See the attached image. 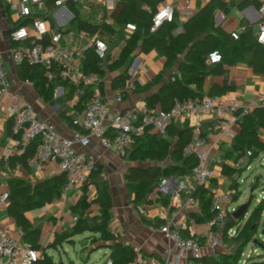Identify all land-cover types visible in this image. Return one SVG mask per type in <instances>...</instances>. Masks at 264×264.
<instances>
[{"label":"crops","instance_id":"crops-1","mask_svg":"<svg viewBox=\"0 0 264 264\" xmlns=\"http://www.w3.org/2000/svg\"><path fill=\"white\" fill-rule=\"evenodd\" d=\"M10 1L0 0V56L10 84L9 92L0 98V196L5 192L9 193L8 180L11 177H19L25 181L34 183L63 172L57 160L46 161L41 169L33 168L27 162L25 164L21 162H16L13 165L10 164L9 157L21 154L28 142L21 135L17 137L16 133L8 127L9 121L11 120L12 122V103L17 96H23L32 102L38 116L54 122L61 135L70 136L75 128H80L70 122L71 119L73 120V118L78 116L79 111L74 109L77 94L72 99L67 98L68 87L66 84L52 81L44 86H40L35 82L18 77L16 71L18 62L13 58V50L19 46L26 45L27 39H31L32 36L30 35V37L24 40H17L19 46L16 48L11 45L13 40L10 38V32L20 27L23 18H20L10 8ZM118 1L114 0L112 6L108 4V0H79L75 3L84 19L91 22L106 20L113 23L110 13ZM167 1L173 2L176 6V14L180 23L179 30L177 31L179 32L182 30V23L198 10V0H189L194 7L192 14H187L186 11L185 5L188 0ZM207 1L209 0H201L202 5ZM223 1L227 3L228 9H217L213 20L215 25L220 26L225 31L232 32L237 30L240 32L247 27H252L257 34L260 27L264 25V14L260 9L264 0ZM32 10L34 17L48 21L51 32H61V45L81 50L90 46L89 38H82L79 35H71L69 33L71 29H74V24L71 23L73 13L69 9L67 1L61 4L56 3V6L49 10L43 0L39 4L34 5ZM48 15L50 17H46ZM70 27L71 29L66 32L65 30ZM132 31L126 25L123 28L122 34L126 38H129ZM93 35L104 40L109 46L107 58L103 60V72L97 74V77L100 83L98 84L99 91L107 100L111 112L115 109L129 106L137 108H142L145 105L148 106V98L153 97L159 91L161 83L168 80L170 76V71L162 73L165 66V58L156 50L145 53L137 49L134 53L133 61L127 70V73L130 75L127 81H131L134 86L129 88L124 99L118 102L116 96L120 89H113L111 87V80L115 75L123 72L125 66L114 68L115 66H111V64L119 59L126 40L121 39L117 43L115 40L118 39V36L101 31ZM207 62L212 64L208 60ZM79 65L82 66V63H79ZM161 73L162 77L160 81L153 83L146 89L140 90L136 88L139 84L146 85L152 82ZM226 84L232 87L227 88L222 93L210 95H219L221 100L225 102L235 99L241 106H251V109L257 106H264V73H256L246 61L227 65L226 75L206 74L203 91L208 94L213 85L216 86L214 89H220ZM154 105L156 108H160L158 102H154ZM195 120L196 117L190 116L179 119L174 123L181 128L186 125L191 127ZM106 126L103 135L93 136L88 146L76 144L75 147L79 151L86 153L87 156L94 158L107 173L106 179H103L101 175L100 178L107 181L112 196L108 228L117 234L119 242L130 244L137 253L157 256L162 258L165 264H188L192 256L182 253L179 248L158 230V227L169 217L174 216L178 219L192 213V209L188 208L185 202L195 188L194 181L190 175L179 174L178 172L165 174L161 176L158 184L148 193L150 202L141 204L138 207L134 206L131 201L133 194L128 188L126 172L131 166L146 167L156 163L133 158L131 146L124 151L106 147L103 139L108 138L112 133L109 120H107ZM201 129L202 131H208L205 148L209 156V166L215 171V176L211 178L207 187L214 192L227 190L230 188L231 181L222 174V167L224 163L229 165L235 163V160L228 156L227 153L236 156L237 151L234 150L232 144L234 137L241 132V125L237 120H232L229 117L209 114L201 118ZM227 129H230L235 135L230 137L225 134V130ZM153 132L156 133L155 131ZM259 134L264 139V129H260ZM167 164L174 165L175 162L168 159L160 165ZM87 195L88 202L97 195V187L94 183L89 185ZM80 197L75 198L72 193L67 198H63L60 195L52 202L42 207L32 208L26 212L30 221L41 229L39 240L41 245L40 251L43 253L45 250L52 256L54 262V253L59 251L63 244L58 249L51 247V244L57 233L65 230L70 231L78 214L73 209V206L78 202ZM86 210L91 216L99 214L98 205L94 203L89 204ZM210 229L206 222H196L190 227L189 232L201 233L203 236H207L211 231ZM189 232L185 233L189 234ZM0 234L9 235L17 241L24 242L22 229L8 215L7 202H0ZM77 235L81 237L80 243L84 244L88 242V246H81V249L78 251L83 264H102L109 259L110 249L103 247L97 250L103 253V262L90 261L93 251L89 253V249L95 246L92 243V233L87 231ZM77 235L73 236L75 240L73 244L77 243V238H75ZM83 236L89 237V239H82ZM226 242L228 244L226 251L232 250L234 248L233 243L229 240H226ZM251 243L252 248L250 251L253 252V260L257 261L258 264H264V244ZM202 254L206 260L215 258L207 245L203 247ZM57 264L63 263L60 261ZM129 264L136 263L133 261Z\"/></svg>","mask_w":264,"mask_h":264},{"label":"trees","instance_id":"trees-1","mask_svg":"<svg viewBox=\"0 0 264 264\" xmlns=\"http://www.w3.org/2000/svg\"><path fill=\"white\" fill-rule=\"evenodd\" d=\"M44 1L48 9L51 10L56 6L58 0ZM160 1L119 0L110 13L113 23L106 20L100 22L88 21L81 16L74 1H67L69 9L73 13L71 23L76 22L78 29H85L91 35L101 31L126 40L119 59L111 64V66L117 67L125 66L123 72L112 78L111 87L113 89H123L125 87L130 77L127 70L137 49L145 53L156 50L165 58L162 73L170 71L168 80L161 83L159 91L153 97L148 98L150 108H156L154 102H158L160 108L167 109L175 99L201 98L206 94L203 91L205 75L209 73L226 75L227 65L229 64L246 61L256 73H264V44L258 41L257 34L252 27L240 31L238 38H234L231 32L215 25L213 20L215 11L217 9H228L225 1L209 0L202 5L201 0H198V10L182 23V30L179 32H177V29L180 23L176 13L171 21H164L160 26L154 30L152 29L153 15ZM36 18L33 15L23 18L20 26L31 23ZM128 23L135 24L136 28L132 31L130 37L126 38L122 32ZM70 29L71 27L65 31L68 32ZM27 40V45L33 43L31 39ZM42 41L46 42L47 37ZM11 43L15 48L19 46L17 40H13ZM215 51L221 54V60L210 64L207 62L208 56ZM48 70H52V68L41 63H30L26 58L16 65L17 75L21 79L30 80L40 86L52 81L66 84L68 87L66 96L72 99L77 94L74 109L80 112L93 95L94 91L91 86L82 84L76 86L71 82L60 80L58 77L49 80ZM82 70L87 74H101L103 72V59L99 57L93 46L83 49ZM162 73L152 82L146 85L139 84L136 88L140 90L148 88L153 83L161 80ZM231 87V85L226 84L220 89H214L216 86L213 85L208 94L222 93ZM237 121L241 125V132L234 137L232 144L237 154L235 156L227 153V155L237 162L246 156L247 150H251L246 163V166H249L264 151V139L259 134V130L264 129V106H257L251 109L249 113L238 116ZM70 122L73 124L72 119ZM8 127L13 131L11 120ZM181 131L183 133L179 138ZM202 134L207 135L208 131H202ZM16 135L17 137L20 136L19 133H16ZM191 135V127L186 125L181 128L172 122L166 130V135L151 132L148 127L145 135L134 136L131 145L132 157L140 161L156 163L146 167L131 166L126 172L128 188L133 194L131 201L134 206L138 207L141 204L150 202L148 193L158 184L161 176L175 172L184 175L192 173L193 168L198 164V158L194 153H184V146L190 140ZM38 144L39 139L29 140L21 154L9 157L10 164L13 165L16 162L25 164L27 158L35 153ZM168 159L173 160L175 164L160 165ZM242 169V167H235L227 163L223 164L222 174L231 181L230 189L233 188V180L240 177ZM102 170L101 165L96 162V169L83 185V194L73 206V209L78 213L75 222L70 231L65 230L55 235L51 247L58 249L64 242L74 243L73 236L89 231L92 233V243L95 244L92 251L108 247L110 249L108 256L111 261L110 264H129L135 260L137 251L130 244L119 242L117 234L108 228L112 196L107 181L100 178ZM66 181L65 172L34 183L19 177H11L8 180V215L22 229L23 241L31 247L41 249L39 242L41 229L30 221L26 212L32 208L42 207L60 196ZM92 183L97 187V195L88 202L87 191ZM214 193L209 187L200 185H196L191 192L192 196L199 199L202 208L201 214H194L197 222H206L214 215L216 211V208L212 205ZM93 203L98 205L99 214L91 216L86 207ZM238 209L239 206L228 212L229 222L225 224L223 233L224 239L231 241L234 248L219 252L217 257L207 259V261L213 264H240L244 249L256 238L264 210V197L248 214L247 211L243 214H236ZM230 228H235V233L228 235ZM256 244L262 245L259 242ZM253 259V254L247 256L245 264H258ZM34 264L57 263L44 250ZM102 264H108L107 260Z\"/></svg>","mask_w":264,"mask_h":264},{"label":"built area","instance_id":"built-area-1","mask_svg":"<svg viewBox=\"0 0 264 264\" xmlns=\"http://www.w3.org/2000/svg\"><path fill=\"white\" fill-rule=\"evenodd\" d=\"M41 1L43 0H11L10 8L20 18H26L33 14L32 7ZM66 1L69 0H58L56 3L61 4ZM72 1L78 2L79 0ZM108 4L112 6L114 0H108ZM185 6L187 14L194 12V7L189 0ZM260 9L264 14V2ZM175 13L176 6L173 2L161 0L153 15L152 29L154 30L164 21H171ZM127 27L131 30L136 28L133 23H128ZM69 33L74 35L76 31L71 29ZM231 34L234 38L239 36L237 30L232 31ZM30 35L33 42L31 45L26 44L13 50V58L16 62L26 58L30 63H41L52 68V70H48L49 80L58 77L60 80L71 82L76 86L89 85L94 91L78 116L73 118V124L80 128H75L70 136L61 135L54 122L39 117L33 103L25 97L17 96L12 103L13 131L19 133L26 141L39 139L35 153L27 158L28 165L41 169L46 161L57 160L60 169L65 172L67 177L61 193L63 198H67L70 193L75 198L80 197L83 194V185L96 169V160L79 151L75 145L88 146L93 136H102L107 127V120H109L112 133L111 136L103 139L104 145L124 151L132 145L134 136L145 135L148 127L151 132L155 131L166 135V130L172 122L190 116L196 117L195 122L191 125L192 135L184 146V153H194L198 158V164L190 174L195 186H208L211 178L215 176V171L208 163L209 156L205 148L207 136L202 134L201 118L209 114H217L237 120L238 116L249 113L251 106H241L235 99L225 102L221 100L219 95L205 94L201 98L175 99L167 109L150 108L145 105L142 108L129 106L111 112L107 100L99 91L97 74H87L79 65V63H82L83 50L61 45V32H51L48 21L42 18H36L31 23L21 25L10 32L12 40H24ZM78 35L82 38H89V45L93 46L101 59L107 58L109 46L104 40L97 38L96 35L92 36L85 29H79ZM45 37H47V41L43 42L42 40ZM257 39L264 44V25L257 32ZM220 60L221 54L217 51L210 53L208 56V61L211 63ZM133 86L131 81H127L125 87L118 91L116 100L121 102L129 88ZM9 87L6 69L0 56V98L9 92ZM225 134L230 137L235 135L230 129L225 130ZM250 154L251 150H247L246 156L233 165L235 167L246 165ZM100 175L103 179L107 178V173L104 170L100 172ZM8 197V192L3 193L0 196V202L6 203ZM232 197L233 190L230 188L214 193L212 205L216 208V211L206 221L211 228L207 236H203L201 233L189 232L190 227L197 222L194 214L202 213L199 199L192 195L185 202V205L192 209V213L178 219L174 216L169 217L163 224H160L158 230L182 253L192 256L188 264H213L203 258V247L207 245L215 257L218 256L219 252L228 249L223 233L227 219H229L228 212L235 209H230ZM185 232H189V234ZM233 233H235V228H230L228 235ZM252 253V251H249L244 256L245 259L243 257L239 263L245 264L246 257ZM41 255L40 250L31 247L27 243L17 241L9 235L0 234V264H34ZM107 262L110 264V259ZM134 263L165 264L162 258L141 253H137Z\"/></svg>","mask_w":264,"mask_h":264},{"label":"rangeland","instance_id":"rangeland-1","mask_svg":"<svg viewBox=\"0 0 264 264\" xmlns=\"http://www.w3.org/2000/svg\"><path fill=\"white\" fill-rule=\"evenodd\" d=\"M73 28L76 31V35L78 36L79 29L76 22L74 23ZM118 41L120 42L121 39L118 38L115 40V42L119 43ZM114 68L118 67L115 66ZM241 167L243 169L240 177H238L237 180H233L232 183L233 188L231 189L233 190V197L231 200L230 209L236 208L237 206H239L240 209L241 207L247 205L246 211L248 214V212H250V210L253 209L264 197V151L261 152L249 166L242 165ZM228 222L229 219H227L226 223ZM261 223L264 225V210L262 212L258 230L261 228ZM75 238H77V243L73 244L71 242H64L62 248L54 253L56 263L61 261L63 264H83L81 257L78 255V251L81 249L79 242L81 237L77 235ZM82 239L88 240L89 237L83 236ZM256 239H258L259 242L264 243V236L261 235L259 237V231ZM251 244L252 243L250 242L244 249L243 257L246 256L252 248ZM86 246H88V244ZM94 260L102 263L103 253H100L97 250L93 251L90 256V261Z\"/></svg>","mask_w":264,"mask_h":264},{"label":"water","instance_id":"water-1","mask_svg":"<svg viewBox=\"0 0 264 264\" xmlns=\"http://www.w3.org/2000/svg\"><path fill=\"white\" fill-rule=\"evenodd\" d=\"M179 29H177V31H178ZM182 133H183V131H181L180 133H179V138L182 136ZM263 185H264V182H263ZM246 209H247V205L246 206H243V207H241L240 209H238L237 210V212H236V214H243L245 211H246ZM259 231V237L261 236V235H263L264 236V225H263V223H261V228H260V230H258ZM252 242H259V240L258 239H253L252 240ZM260 244H261V242H259ZM88 243L87 242H85L84 244L83 243H80V246H85V245H87ZM93 250V248H90L89 249V253L91 252Z\"/></svg>","mask_w":264,"mask_h":264}]
</instances>
